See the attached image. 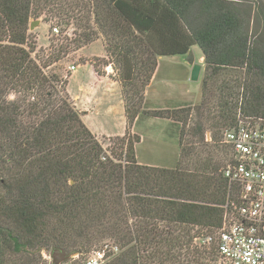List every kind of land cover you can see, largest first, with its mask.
Here are the masks:
<instances>
[{
  "label": "trees",
  "instance_id": "trees-1",
  "mask_svg": "<svg viewBox=\"0 0 264 264\" xmlns=\"http://www.w3.org/2000/svg\"><path fill=\"white\" fill-rule=\"evenodd\" d=\"M41 1L0 0V264H46L43 250L81 255L79 241L82 248L107 236L120 249L108 264L212 261L214 244L206 249L194 240L222 226L227 184L221 169L228 159L222 132L234 124L237 107L227 100L241 99L243 116L264 117L263 7L227 0H91L106 56L117 57L120 66L125 131L110 140L115 152L108 155L68 98L67 80L46 73L67 47L43 64L31 57L36 43L28 29ZM192 47L207 65L241 70L243 78L235 87L212 89L210 79L203 80L205 95L218 92V112L206 115L210 130L197 121L196 141L185 145L194 109L148 111L141 104L157 59L184 56ZM139 115L181 123L174 168L137 162L139 137L132 128Z\"/></svg>",
  "mask_w": 264,
  "mask_h": 264
},
{
  "label": "rangeland",
  "instance_id": "rangeland-1",
  "mask_svg": "<svg viewBox=\"0 0 264 264\" xmlns=\"http://www.w3.org/2000/svg\"><path fill=\"white\" fill-rule=\"evenodd\" d=\"M227 1L236 3H245L246 1L251 4L253 10L260 11L261 7L264 9V0ZM36 9L38 12V18L31 19L30 24L36 21H38V24L34 29H28L30 41H35L36 43V47L31 53V57H33L36 63L43 64L47 61L49 56L55 53L57 48L63 47L66 49L67 47V50L69 51L66 56L61 58V60L48 67L46 69V73L53 71L63 77V79L65 78L67 80L72 73L69 71V67L89 62L96 67L100 74L103 73L102 70L104 66L108 65L106 71H114L116 78H118L120 75L118 58L112 56L107 57V59H101L98 56L101 52L105 51V39L102 34L100 35L97 25L93 23L94 17L92 14L91 0H42L39 7H36ZM54 27H57L59 30L58 36H52V28ZM87 35L91 36L90 41L85 39ZM250 36L252 37V34H250ZM75 42L77 44H75ZM190 50H192L195 55V62L202 66L198 82H191L189 80L191 69L184 61L187 54L184 56L159 57L157 61H160V67L157 72V76L152 84V87L148 88V95H146L145 92L147 87L145 88L143 103L141 104L143 109L148 111H171L176 109L181 110L188 107L190 109H194L190 113V116H188L187 125H185V134L183 136V144L185 145H187L191 139L196 141L192 137V132L193 129L197 127V121L201 120L203 126L207 128L208 123L205 120L207 117L206 115L211 112L212 114H216L218 112L217 108L218 103L220 102L218 92L211 96L205 95L202 92L203 80L210 79L208 88L212 89L214 87L222 88L224 85L228 87H235L239 83V80L243 78V72L241 70L228 68L216 69L212 65H207L198 47H192ZM82 70L83 69H79L78 75L82 72ZM214 72L217 74L214 76L215 81L211 79ZM152 89H156V92ZM157 92L161 93L160 97L156 96ZM66 94L68 98L71 99L67 93V85ZM240 100L241 99L236 100L233 98L227 100L229 104L237 105L234 111L236 113V118L238 112L240 111V107L242 106ZM71 101L73 102L72 99ZM206 101L209 102H207L204 106ZM138 102V98L136 97L135 103L137 106L139 105ZM198 107L200 108L199 114L202 115L203 119H199L198 117L196 110ZM185 119L186 118H184V120ZM180 127L182 128L181 123L140 115V120L137 124L135 133V135L139 137V143L135 145L137 162L141 165L158 168H174L180 158V148L178 146ZM95 137L103 149L106 150L108 155L110 151L115 152L113 143H111L110 140L118 136L107 138L101 136L97 137L95 135ZM123 151H125V149H123ZM116 152L121 153V149L116 150ZM132 223L133 219H130L129 224ZM214 234L211 236H215ZM71 235L75 234L71 233ZM82 242L86 243V241ZM105 245L108 247H118V243L110 236L102 237L99 240H95L92 244H86V246H83L82 248L79 241V244L75 247V251H79V253L82 254H70L71 258L62 264H83L88 253ZM64 252L69 254L71 251L69 250ZM119 252L120 249L118 247V253ZM51 254L52 251H42V259L46 262V264H52L50 257ZM214 260L215 256L212 258V261L206 260L205 263L214 264Z\"/></svg>",
  "mask_w": 264,
  "mask_h": 264
},
{
  "label": "built area",
  "instance_id": "built-area-1",
  "mask_svg": "<svg viewBox=\"0 0 264 264\" xmlns=\"http://www.w3.org/2000/svg\"><path fill=\"white\" fill-rule=\"evenodd\" d=\"M58 35V28H52V36ZM75 69L69 67L70 72ZM221 144L228 149L221 169L227 184L222 226L215 236L194 243L206 249L214 244V264H264V117L239 111L234 124L222 132ZM117 253V246L105 245L88 253L83 264H108Z\"/></svg>",
  "mask_w": 264,
  "mask_h": 264
},
{
  "label": "crops",
  "instance_id": "crops-1",
  "mask_svg": "<svg viewBox=\"0 0 264 264\" xmlns=\"http://www.w3.org/2000/svg\"><path fill=\"white\" fill-rule=\"evenodd\" d=\"M98 56L101 59H107L105 51ZM107 67L108 65H105L103 73L99 74L95 71L93 64L89 62L77 65L67 79V93L73 100L76 109L82 113L84 124L94 135L107 138L120 137L125 131L123 97L115 72L106 71ZM159 67L160 61H158L157 69L145 90L146 95H148V88L152 87ZM79 69L83 70L78 75ZM154 91L156 92V89ZM156 96L160 97L161 93L157 92ZM139 120L140 115L134 122L133 134L136 133Z\"/></svg>",
  "mask_w": 264,
  "mask_h": 264
},
{
  "label": "water",
  "instance_id": "water-1",
  "mask_svg": "<svg viewBox=\"0 0 264 264\" xmlns=\"http://www.w3.org/2000/svg\"><path fill=\"white\" fill-rule=\"evenodd\" d=\"M37 22L38 21L31 23L29 28L34 29L35 26H37V24H38ZM184 61L191 69L190 75H189V80L191 82H198L199 77H200V73L202 70V66L195 62V55H194L192 50H190L187 53ZM50 257L52 260V264H62L65 261H67L68 259H70L71 255L65 253L63 250H53Z\"/></svg>",
  "mask_w": 264,
  "mask_h": 264
}]
</instances>
